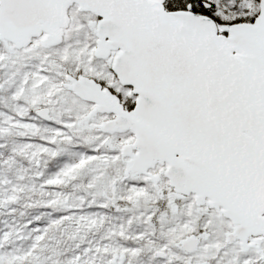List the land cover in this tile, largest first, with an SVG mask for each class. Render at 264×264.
<instances>
[{
  "label": "snow or ice",
  "instance_id": "1",
  "mask_svg": "<svg viewBox=\"0 0 264 264\" xmlns=\"http://www.w3.org/2000/svg\"><path fill=\"white\" fill-rule=\"evenodd\" d=\"M0 264H264V0H0Z\"/></svg>",
  "mask_w": 264,
  "mask_h": 264
}]
</instances>
